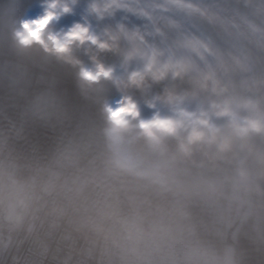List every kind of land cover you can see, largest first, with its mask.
<instances>
[{
  "label": "clouds",
  "instance_id": "1",
  "mask_svg": "<svg viewBox=\"0 0 264 264\" xmlns=\"http://www.w3.org/2000/svg\"><path fill=\"white\" fill-rule=\"evenodd\" d=\"M0 264H264V0H0Z\"/></svg>",
  "mask_w": 264,
  "mask_h": 264
}]
</instances>
